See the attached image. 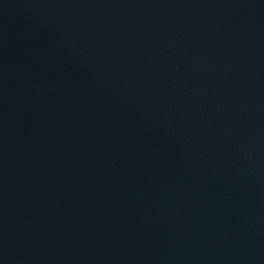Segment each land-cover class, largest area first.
Here are the masks:
<instances>
[{"label": "water", "instance_id": "obj_1", "mask_svg": "<svg viewBox=\"0 0 264 264\" xmlns=\"http://www.w3.org/2000/svg\"><path fill=\"white\" fill-rule=\"evenodd\" d=\"M0 264H264V0H0Z\"/></svg>", "mask_w": 264, "mask_h": 264}]
</instances>
